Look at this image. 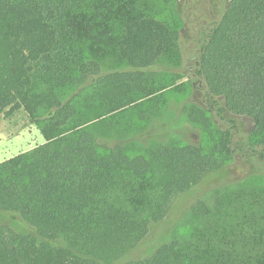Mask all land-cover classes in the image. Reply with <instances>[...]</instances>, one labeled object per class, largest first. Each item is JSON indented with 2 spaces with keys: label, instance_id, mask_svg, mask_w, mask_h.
<instances>
[{
  "label": "trees",
  "instance_id": "16d2710c",
  "mask_svg": "<svg viewBox=\"0 0 264 264\" xmlns=\"http://www.w3.org/2000/svg\"><path fill=\"white\" fill-rule=\"evenodd\" d=\"M223 1L199 38L196 74L218 119L251 121L249 144L264 160V0ZM178 2L206 9L203 0H0V111L23 110L45 140L0 163V264H264L260 232L245 236L252 225L233 231L226 250L216 235L160 236L197 221L207 205L195 199L232 176L236 119L208 153L127 146L159 112L156 67L180 68V32L155 17L175 9L180 21ZM189 117L208 122L195 106ZM152 157L164 158L160 181ZM228 193L215 194L217 212Z\"/></svg>",
  "mask_w": 264,
  "mask_h": 264
},
{
  "label": "rangeland",
  "instance_id": "374dc122",
  "mask_svg": "<svg viewBox=\"0 0 264 264\" xmlns=\"http://www.w3.org/2000/svg\"><path fill=\"white\" fill-rule=\"evenodd\" d=\"M224 1L203 0V7L195 9L191 14L186 9H176L179 13L180 21L174 15L175 9H156L157 20L167 23L169 27L178 29L180 32V68L169 70L166 65L156 67V79L162 88L154 95L156 106L159 112L150 121L148 128L139 132L136 139L128 141V149L136 152L142 149H151V154L155 149L166 144L174 145H195L205 151L210 152L220 135L231 127L229 120L236 119L237 127L232 130V142L234 155L226 160L228 167L232 168V176L222 184H212L207 187L203 195L195 199L193 205L205 204L207 211L192 222L188 217H184L178 225L169 227L163 232V238L170 236L185 235L195 238L198 233L206 237V241L211 239L217 241L221 239L224 243L222 249L226 250L229 241L233 239L231 233L243 228L248 231L251 225L255 230L246 233L250 238L254 231H259L262 235V251L264 252V212L260 204L264 205V160H260L255 147L249 144V135L252 130V123L246 118H233L225 113L222 119H218L207 107L204 97V86L201 79L196 74V60L199 56V38L211 27L208 22L212 17H219L216 9H219ZM226 2V0H225ZM177 6V3H175ZM224 5V4H223ZM171 7V2L167 3ZM212 12V13H211ZM165 71H170L165 74ZM173 71V72H171ZM153 98V97H152ZM146 100V99H145ZM191 106L203 109L208 117L207 123L193 120L189 117ZM7 110L0 111V163L8 160L20 153L28 152L38 146L45 144V140L40 134L37 126L32 123L23 110L6 114ZM157 154V153H156ZM149 155V154H147ZM151 162V180L160 181L165 171L154 174L157 163H161L164 158H154ZM228 190L230 198H225L222 207L217 212L214 207L216 193ZM223 195H220V199ZM186 233V234H185ZM151 236L153 234H150ZM216 235V238L213 236ZM204 237H198L205 240ZM244 238V242L248 241ZM218 246L217 243H214ZM240 245H237L235 254H238Z\"/></svg>",
  "mask_w": 264,
  "mask_h": 264
}]
</instances>
